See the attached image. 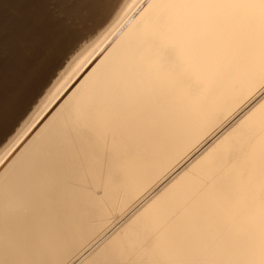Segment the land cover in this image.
<instances>
[{
	"label": "bare ground",
	"instance_id": "6f19581e",
	"mask_svg": "<svg viewBox=\"0 0 264 264\" xmlns=\"http://www.w3.org/2000/svg\"><path fill=\"white\" fill-rule=\"evenodd\" d=\"M123 1L60 6L100 27L0 148V264H264V0Z\"/></svg>",
	"mask_w": 264,
	"mask_h": 264
},
{
	"label": "water",
	"instance_id": "95a60500",
	"mask_svg": "<svg viewBox=\"0 0 264 264\" xmlns=\"http://www.w3.org/2000/svg\"><path fill=\"white\" fill-rule=\"evenodd\" d=\"M60 6L63 0H0V140L72 43Z\"/></svg>",
	"mask_w": 264,
	"mask_h": 264
},
{
	"label": "rangeland",
	"instance_id": "374dc122",
	"mask_svg": "<svg viewBox=\"0 0 264 264\" xmlns=\"http://www.w3.org/2000/svg\"><path fill=\"white\" fill-rule=\"evenodd\" d=\"M121 1V0H120ZM126 0H124L123 2H125ZM121 3V2H120ZM121 6H123V3H121V5H120V7ZM119 7V6H118ZM117 7V8H118ZM117 10V9H116ZM115 10V11H116ZM114 11V12H115ZM113 14H115V13H113ZM111 17V16H110ZM110 17L108 18V19H110ZM108 19H106V21L108 22L109 20ZM106 21H105V23H106ZM100 27V26H99ZM99 27H98V29H99ZM95 29H97V28H95ZM93 30L94 31V34H96L95 32H97L98 31V29L97 30ZM93 31L92 32H90V33H92L91 34V36H90V34L88 33L86 36H85V38L83 37V38H79L78 39V41L80 42L81 41V39H82V41L81 42H84V41H86L87 39H89L90 37H92L93 36ZM84 40V41H83ZM78 41H76V43H75V45H77L76 46V49H75V45H73V46H71L70 48L72 49V50H70V48L64 53V54H66V53H68V54H66V55H64L63 54V58L64 59H61V62H60V64L59 65H62V66H57L56 68H55V70H54V72H53V74H52V76H50L49 78H48V80H47V82L43 85V87L41 88L42 90H40V92H38V94H36L37 96H35L34 97V99L30 102L31 103V105L29 104V106H28V108H26L27 109V112H26V110L21 114L22 115V118H21V116H19V118L17 119V123L15 124L14 123V125L16 126H12V128L8 131L10 134H8V132H7V134L1 139V140H3V141H1L0 143V148L8 141V139L10 138V137H12L13 135H15L16 134V132H17V130H19L21 127H22V125H23V123L27 120V118H28V116L29 115H31V113L33 112V110L35 109V107H37V105H39V102L43 99V97L45 96V94H46V92L53 86V84L55 83V81L58 79V77H59V75H60V73L65 69V67L67 66V64L71 61V59L74 57V55L75 54H73V53H77L78 51H76V50H78L80 47H79V45L81 46L82 44L81 43H79ZM76 52H75V51ZM73 51V52H72ZM67 55H68V57H67ZM66 56V57H65ZM70 57V58H69ZM66 59V60H65ZM68 59V60H67ZM66 63V64H65ZM59 67H61V68H59ZM61 70V71H60ZM59 71H60V73H59ZM56 74V75H55ZM63 78V77H62ZM52 79V80H51ZM63 80V79H62ZM62 80H59L58 82H57V86H58V84L62 81ZM56 86V87H57ZM55 87V88H56ZM54 90V89H53ZM39 98V99H38ZM33 102H34V104H33ZM26 113V114H25ZM23 114H24V116H23ZM20 119V120H19ZM19 120V121H18ZM18 124V125H17ZM18 126V127H17ZM8 135V136H7ZM99 193H101V191H98ZM114 222V221H113ZM108 231V232H107ZM112 231V227L109 225V226H106L101 232H99L96 236H94L93 238H91V240H90V242H88V244H86L83 248H81L79 251H77L76 252V257L74 258V260L73 261H66L64 264H82L84 261H83V259L88 255V254H91L92 252H94L97 248H99L100 246H101V244L106 240V236H108L109 234H110V232ZM106 237V238H105ZM105 262L106 261H92L91 262V264H105Z\"/></svg>",
	"mask_w": 264,
	"mask_h": 264
},
{
	"label": "snow or ice",
	"instance_id": "6c2138e0",
	"mask_svg": "<svg viewBox=\"0 0 264 264\" xmlns=\"http://www.w3.org/2000/svg\"><path fill=\"white\" fill-rule=\"evenodd\" d=\"M98 0H65L70 7L76 8L78 5H88L97 3ZM83 15V13H81ZM63 16V23L65 25H71L75 22L76 16L74 14H62Z\"/></svg>",
	"mask_w": 264,
	"mask_h": 264
}]
</instances>
